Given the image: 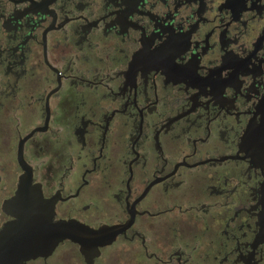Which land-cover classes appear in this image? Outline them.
I'll return each instance as SVG.
<instances>
[{
    "label": "flooded vegetation",
    "instance_id": "flooded-vegetation-1",
    "mask_svg": "<svg viewBox=\"0 0 264 264\" xmlns=\"http://www.w3.org/2000/svg\"><path fill=\"white\" fill-rule=\"evenodd\" d=\"M29 206L71 237L20 264H264V0H0V235Z\"/></svg>",
    "mask_w": 264,
    "mask_h": 264
},
{
    "label": "water",
    "instance_id": "water-1",
    "mask_svg": "<svg viewBox=\"0 0 264 264\" xmlns=\"http://www.w3.org/2000/svg\"><path fill=\"white\" fill-rule=\"evenodd\" d=\"M25 181H23L24 183ZM21 197V195L19 194ZM55 211L22 210L18 221L8 224L0 235V264H20L45 255L67 237H71L68 222H54Z\"/></svg>",
    "mask_w": 264,
    "mask_h": 264
}]
</instances>
